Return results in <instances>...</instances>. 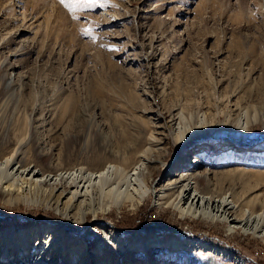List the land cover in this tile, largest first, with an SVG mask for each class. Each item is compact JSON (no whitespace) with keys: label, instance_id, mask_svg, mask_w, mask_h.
<instances>
[{"label":"rangeland","instance_id":"rangeland-1","mask_svg":"<svg viewBox=\"0 0 264 264\" xmlns=\"http://www.w3.org/2000/svg\"><path fill=\"white\" fill-rule=\"evenodd\" d=\"M258 143L264 0H97L76 11L61 0H0V155L12 166L91 170L143 151L153 171L142 198L112 191L85 210L56 203L49 188L0 192V233L52 229L57 264L64 248L70 264H264V231L183 214L154 189L177 164L207 170L198 189L232 198L238 216L260 213L263 226ZM195 151L203 163L191 165ZM154 236L198 246H139Z\"/></svg>","mask_w":264,"mask_h":264},{"label":"bare ground","instance_id":"bare-ground-1","mask_svg":"<svg viewBox=\"0 0 264 264\" xmlns=\"http://www.w3.org/2000/svg\"><path fill=\"white\" fill-rule=\"evenodd\" d=\"M176 132L179 133V129ZM132 138L133 135H130V139ZM125 141L126 137L124 140L125 145L129 144L128 146H130L132 144ZM258 146L264 147V143H258ZM229 148L231 149L230 152L234 153L232 146ZM244 153L250 154L249 151ZM194 154L195 157L190 160V164L203 163L198 151H195ZM151 161L152 159L148 158L142 151L132 162L123 167L106 164L102 168L91 170L83 167H72L45 171L30 163L21 165L16 162L12 166L15 162L12 155L2 154L0 155V192L2 195L8 194L9 197L15 198L18 196H11L16 194L15 191L23 196L31 192L38 194L40 190L49 188L50 194L56 197V203H66L67 208H71L77 201L78 207L85 210L87 204L90 206L93 197L104 193L114 192L119 194L127 191V198L131 193L142 198L148 191V177L153 172L150 168L151 165H149ZM178 168L179 165L177 164L173 167L177 172L173 173H176V175L174 174L163 185L159 183L160 185L154 188L161 198L165 197L167 199V203H171L183 214L201 215L211 219H225L235 227L250 228L252 232L264 231V225H259L260 213L247 209L242 212V215L240 214L241 216H238L232 198L226 195L208 194L198 189L197 186L201 180H210L207 170H197L196 167L191 170ZM30 231L20 229L17 233L20 238L17 239L13 238L14 234L0 233V264H57L58 250L61 246L59 236L56 233L54 234L50 228L44 230L36 226ZM6 236L14 239L7 245L8 250L4 249L5 245L3 243ZM106 236L110 237V234H106ZM23 238L25 241H22ZM151 242L172 248L179 245L188 247L191 246V243H196L198 246V242L166 239L158 236L151 237L150 240L147 239L146 243H140L139 246L143 247V245ZM74 247L73 249L77 250V255L82 258L87 255L86 245ZM5 250L8 251L7 253H12V259L5 256ZM214 250H216L215 247L212 251L214 252ZM101 251L102 247L96 246L94 252L90 255V259L98 256ZM62 257H64V264H70V255L66 257L65 248ZM96 264H108V262L100 259L97 260ZM149 264L154 263L152 261Z\"/></svg>","mask_w":264,"mask_h":264},{"label":"snow or ice","instance_id":"snow-or-ice-1","mask_svg":"<svg viewBox=\"0 0 264 264\" xmlns=\"http://www.w3.org/2000/svg\"><path fill=\"white\" fill-rule=\"evenodd\" d=\"M96 2L97 0H61V3L65 4V6L72 11H76L77 9L81 8H90Z\"/></svg>","mask_w":264,"mask_h":264},{"label":"trees","instance_id":"trees-1","mask_svg":"<svg viewBox=\"0 0 264 264\" xmlns=\"http://www.w3.org/2000/svg\"><path fill=\"white\" fill-rule=\"evenodd\" d=\"M90 246V245H89Z\"/></svg>","mask_w":264,"mask_h":264}]
</instances>
